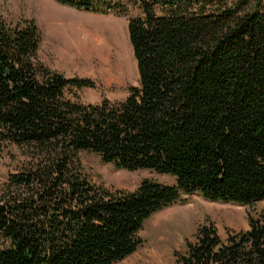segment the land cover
<instances>
[{"label":"trees","instance_id":"1","mask_svg":"<svg viewBox=\"0 0 264 264\" xmlns=\"http://www.w3.org/2000/svg\"><path fill=\"white\" fill-rule=\"evenodd\" d=\"M54 1L125 11L110 0ZM135 1L141 14L127 31L139 86L98 105L64 99L67 88L95 85L39 63L35 21L0 17V151L15 146L29 157L0 183V264H116L141 246L144 222L183 195L264 200V8ZM81 152L174 184L96 186L82 173ZM174 256L175 264H264V211L224 239L201 226Z\"/></svg>","mask_w":264,"mask_h":264},{"label":"rangeland","instance_id":"2","mask_svg":"<svg viewBox=\"0 0 264 264\" xmlns=\"http://www.w3.org/2000/svg\"><path fill=\"white\" fill-rule=\"evenodd\" d=\"M125 7L122 15L87 12L54 0H0V17L7 23L35 21L40 31L39 63L66 78L91 80L94 88H67L64 99L84 105H98L106 99L120 102L138 87V73L128 40L127 23L141 14L135 0H110ZM105 5V4H104ZM239 7L241 12L261 11L264 0H220L209 10ZM159 9L157 12L160 15ZM82 173L96 186L134 191L143 180L173 185L174 179L153 171H126L102 163L93 153H79ZM29 161L15 146L0 151V183ZM264 211V200L249 205L210 201L197 193L181 196L172 206L144 222L137 251L116 264H175L174 252H182L201 226L212 227L224 239L244 232L249 220ZM180 214V215H179ZM184 214V215H183ZM183 219V221H182Z\"/></svg>","mask_w":264,"mask_h":264},{"label":"bare ground","instance_id":"3","mask_svg":"<svg viewBox=\"0 0 264 264\" xmlns=\"http://www.w3.org/2000/svg\"><path fill=\"white\" fill-rule=\"evenodd\" d=\"M180 215V214H179ZM184 215V214H183ZM182 221H183V219H182Z\"/></svg>","mask_w":264,"mask_h":264}]
</instances>
